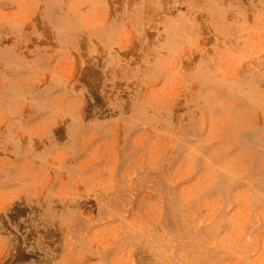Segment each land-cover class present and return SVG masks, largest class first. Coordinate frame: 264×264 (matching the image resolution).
Segmentation results:
<instances>
[{
    "label": "rangeland",
    "instance_id": "374dc122",
    "mask_svg": "<svg viewBox=\"0 0 264 264\" xmlns=\"http://www.w3.org/2000/svg\"><path fill=\"white\" fill-rule=\"evenodd\" d=\"M0 264H264V0H0Z\"/></svg>",
    "mask_w": 264,
    "mask_h": 264
}]
</instances>
